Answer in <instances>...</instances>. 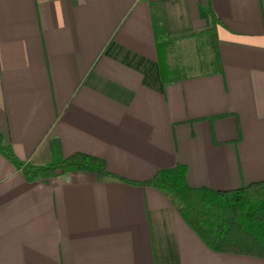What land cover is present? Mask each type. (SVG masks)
<instances>
[{
	"label": "crops",
	"instance_id": "1",
	"mask_svg": "<svg viewBox=\"0 0 264 264\" xmlns=\"http://www.w3.org/2000/svg\"><path fill=\"white\" fill-rule=\"evenodd\" d=\"M154 3L174 41L213 16L219 73L164 80ZM0 137L18 163L56 140L132 183L30 182L0 152V264H264L210 251L140 185L177 165L193 189L264 182V0H0Z\"/></svg>",
	"mask_w": 264,
	"mask_h": 264
},
{
	"label": "trees",
	"instance_id": "2",
	"mask_svg": "<svg viewBox=\"0 0 264 264\" xmlns=\"http://www.w3.org/2000/svg\"><path fill=\"white\" fill-rule=\"evenodd\" d=\"M153 31L158 50L162 52L160 64L162 76L168 83L184 80L192 73L171 60L172 42L166 38L160 5H151ZM212 26L199 33L190 34L198 43L197 51L202 56L199 74H217L220 62L215 34L216 20L211 16ZM1 154L27 181L48 178L66 173H89L103 179L122 180L106 170L105 163L96 157L75 153L64 157L60 143H49L50 161L45 166L21 164L14 159L9 145L0 137ZM132 184V183H130ZM160 191L174 206L190 230L214 252L254 257L264 260V182L250 184L235 190L213 191L207 188H190L186 182V168L177 165L159 171L150 181L140 184Z\"/></svg>",
	"mask_w": 264,
	"mask_h": 264
},
{
	"label": "rangeland",
	"instance_id": "3",
	"mask_svg": "<svg viewBox=\"0 0 264 264\" xmlns=\"http://www.w3.org/2000/svg\"><path fill=\"white\" fill-rule=\"evenodd\" d=\"M171 51V60L184 67V71L188 72L192 68L193 73L200 71L202 56L197 51L198 43L195 40L180 39L174 41Z\"/></svg>",
	"mask_w": 264,
	"mask_h": 264
}]
</instances>
